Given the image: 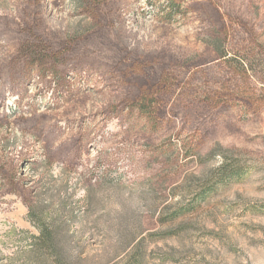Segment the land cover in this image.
Here are the masks:
<instances>
[{"label":"rangeland","instance_id":"rangeland-1","mask_svg":"<svg viewBox=\"0 0 264 264\" xmlns=\"http://www.w3.org/2000/svg\"><path fill=\"white\" fill-rule=\"evenodd\" d=\"M170 1L0 0V264H264V0Z\"/></svg>","mask_w":264,"mask_h":264},{"label":"trees","instance_id":"trees-1","mask_svg":"<svg viewBox=\"0 0 264 264\" xmlns=\"http://www.w3.org/2000/svg\"><path fill=\"white\" fill-rule=\"evenodd\" d=\"M170 4L177 5L180 7V0H171ZM243 174V171H241L238 167V165H230L225 160L221 163L219 166L216 175V179L224 182V180L231 178L233 176H241ZM206 194L209 193V191H205ZM204 197V195H201ZM185 211V209L183 210ZM41 234L39 237H37V247L43 248V249H56V240H55V230L52 229L50 226L42 225L40 226Z\"/></svg>","mask_w":264,"mask_h":264}]
</instances>
